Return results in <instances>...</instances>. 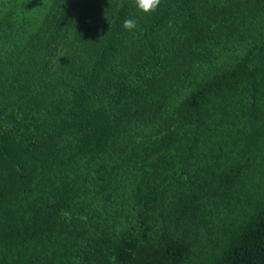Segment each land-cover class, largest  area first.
Here are the masks:
<instances>
[{
  "label": "trees",
  "instance_id": "16d2710c",
  "mask_svg": "<svg viewBox=\"0 0 264 264\" xmlns=\"http://www.w3.org/2000/svg\"><path fill=\"white\" fill-rule=\"evenodd\" d=\"M36 1L0 0V264H264V0Z\"/></svg>",
  "mask_w": 264,
  "mask_h": 264
},
{
  "label": "clouds",
  "instance_id": "9594fccd",
  "mask_svg": "<svg viewBox=\"0 0 264 264\" xmlns=\"http://www.w3.org/2000/svg\"><path fill=\"white\" fill-rule=\"evenodd\" d=\"M134 4L139 12L144 15L155 13L161 4V0H134ZM124 29L133 31L138 28V23L135 19H125L123 21Z\"/></svg>",
  "mask_w": 264,
  "mask_h": 264
},
{
  "label": "rangeland",
  "instance_id": "374dc122",
  "mask_svg": "<svg viewBox=\"0 0 264 264\" xmlns=\"http://www.w3.org/2000/svg\"><path fill=\"white\" fill-rule=\"evenodd\" d=\"M40 6H41L40 2H39V0H37L36 3L33 6H31V8L25 12L26 17H28L31 20H33L34 22H36V20L41 16V14L43 12V9H41ZM28 25H29L28 23L23 24L24 28H27Z\"/></svg>",
  "mask_w": 264,
  "mask_h": 264
}]
</instances>
